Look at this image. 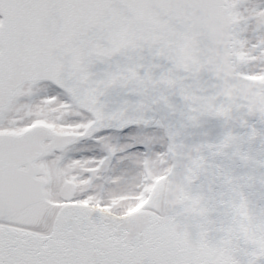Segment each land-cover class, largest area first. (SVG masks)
Returning <instances> with one entry per match:
<instances>
[{
  "label": "snow or ice",
  "instance_id": "6c2138e0",
  "mask_svg": "<svg viewBox=\"0 0 264 264\" xmlns=\"http://www.w3.org/2000/svg\"><path fill=\"white\" fill-rule=\"evenodd\" d=\"M103 2L0 0V264H202L189 217L170 211L165 197L127 214L150 190L125 163L146 151L135 143L141 126L121 127L120 117L142 106L127 97L156 82L152 69L92 56L77 69L56 47L65 18ZM252 18L264 28V9ZM254 47L264 55V36ZM115 140L123 145L113 152ZM96 148L99 158H74ZM109 165L120 174L106 177Z\"/></svg>",
  "mask_w": 264,
  "mask_h": 264
},
{
  "label": "water",
  "instance_id": "95a60500",
  "mask_svg": "<svg viewBox=\"0 0 264 264\" xmlns=\"http://www.w3.org/2000/svg\"><path fill=\"white\" fill-rule=\"evenodd\" d=\"M64 28L56 47L73 67L92 56L154 73L142 95L127 97L142 106L120 117L121 127L165 126L172 168L144 207L163 196L170 211L187 214L202 264H264V82L236 68L229 1L104 0L69 15Z\"/></svg>",
  "mask_w": 264,
  "mask_h": 264
},
{
  "label": "rangeland",
  "instance_id": "374dc122",
  "mask_svg": "<svg viewBox=\"0 0 264 264\" xmlns=\"http://www.w3.org/2000/svg\"><path fill=\"white\" fill-rule=\"evenodd\" d=\"M232 11L235 18V46L236 53L239 57L240 65L239 70L250 77H254L264 81V55L257 45V41L260 37L264 36V28H260L257 22L252 18V12L255 9H264V0H231ZM121 140H115L112 143V151H117V146ZM145 146V162L144 171L142 176L148 182V189L151 188L156 179L167 172V163L170 161L169 153L162 145V138L160 136L159 129H153L147 133L145 138L141 142ZM158 148L156 159L152 162L149 156V150L154 147ZM99 148H97L98 150ZM143 151V148H140ZM92 156L95 157L96 151H91ZM101 157L103 153L99 149ZM80 155L75 154L74 158H80ZM129 158L125 160V163ZM113 165L105 170L104 175L106 177H112L114 174ZM145 198H141L140 202L135 207L129 208L128 212L138 208L142 205Z\"/></svg>",
  "mask_w": 264,
  "mask_h": 264
},
{
  "label": "bare ground",
  "instance_id": "6f19581e",
  "mask_svg": "<svg viewBox=\"0 0 264 264\" xmlns=\"http://www.w3.org/2000/svg\"><path fill=\"white\" fill-rule=\"evenodd\" d=\"M139 125L141 127H140V130H139V132L137 133V135L135 137V143L141 142L143 140V138H145V136L147 135L148 132L153 131V129L150 128V127H146V126H143L141 124H139ZM161 133H162V130H161ZM137 144H142V143H137ZM122 145H123V141L120 142V144L117 146V149L121 148ZM162 145L164 146V148L166 150V142H165L163 137H162ZM92 151H96L95 152V157L99 158V156H100L99 149L97 150V148H96V149H94ZM139 151L142 152L141 149H139ZM157 153H158V148L156 146L153 149L149 150V156H150L152 162L156 159ZM91 154H92L91 151H88V152H85V153H77V155H80V156H82V155L92 156ZM127 158H129V160L127 161V164H129L128 171L130 172V174H132V175H136V174L142 175V173L144 171V162H145V158H146L145 157V152L140 153V154H133L131 156H128ZM137 160L140 162V164H142V167H137L136 164L133 163L134 161H137ZM169 164H170V162L167 163V169L169 167ZM119 174L120 173H116L115 172L113 175H119Z\"/></svg>",
  "mask_w": 264,
  "mask_h": 264
}]
</instances>
